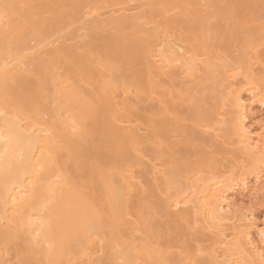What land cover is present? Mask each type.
<instances>
[{
	"label": "bare ground",
	"instance_id": "1",
	"mask_svg": "<svg viewBox=\"0 0 264 264\" xmlns=\"http://www.w3.org/2000/svg\"><path fill=\"white\" fill-rule=\"evenodd\" d=\"M35 1L0 0V264H264V0Z\"/></svg>",
	"mask_w": 264,
	"mask_h": 264
},
{
	"label": "rangeland",
	"instance_id": "2",
	"mask_svg": "<svg viewBox=\"0 0 264 264\" xmlns=\"http://www.w3.org/2000/svg\"><path fill=\"white\" fill-rule=\"evenodd\" d=\"M51 1L52 0H49V2H47V3H51ZM35 2H38V1L36 0ZM53 2L55 3L56 0H53L52 3ZM48 16H49V14H47L46 17L48 18ZM49 18H53V15L50 14ZM88 40H89V38L86 39V41H88ZM251 113L252 114L250 116V119H251V124H253L255 122L256 118H258L257 116H262V114L264 115V109H261V108H258V107H254L252 109ZM252 126H255V124H253ZM262 205H264V201L263 202L257 201L256 203L254 202V208L256 210V217L258 218V221L260 222V226H264V222H263V220H264V206H262Z\"/></svg>",
	"mask_w": 264,
	"mask_h": 264
},
{
	"label": "snow or ice",
	"instance_id": "3",
	"mask_svg": "<svg viewBox=\"0 0 264 264\" xmlns=\"http://www.w3.org/2000/svg\"><path fill=\"white\" fill-rule=\"evenodd\" d=\"M9 5H4L2 10H0V16H3L5 14H7V9L9 8ZM262 235H264V233H262Z\"/></svg>",
	"mask_w": 264,
	"mask_h": 264
}]
</instances>
